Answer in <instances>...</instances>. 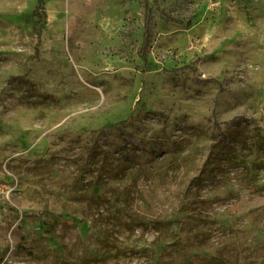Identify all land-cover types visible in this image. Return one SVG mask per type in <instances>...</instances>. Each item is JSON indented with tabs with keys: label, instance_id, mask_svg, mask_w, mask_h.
<instances>
[{
	"label": "rangeland",
	"instance_id": "obj_1",
	"mask_svg": "<svg viewBox=\"0 0 264 264\" xmlns=\"http://www.w3.org/2000/svg\"><path fill=\"white\" fill-rule=\"evenodd\" d=\"M37 1L0 0V264H264V0H45L36 60Z\"/></svg>",
	"mask_w": 264,
	"mask_h": 264
},
{
	"label": "trees",
	"instance_id": "obj_2",
	"mask_svg": "<svg viewBox=\"0 0 264 264\" xmlns=\"http://www.w3.org/2000/svg\"><path fill=\"white\" fill-rule=\"evenodd\" d=\"M149 1L150 0H145V6H146L145 8L146 9L148 8V2ZM44 4H45V0H38L37 6L33 11V16L35 18V22L33 25V34L36 38V43L34 46V55L32 57H33V59H36V60L40 59V56H41L42 34H43L44 23L46 20V12L44 10ZM169 19L174 21V22L180 23V24L185 23L184 22L185 20L182 17L170 16ZM186 26L189 28L192 26L191 20H189L186 23ZM147 45H148V41L144 43L143 49L147 48ZM140 55L143 59H146V53L144 54L143 51H141ZM238 121L246 122L247 120L245 117H237V118L232 119V122H238Z\"/></svg>",
	"mask_w": 264,
	"mask_h": 264
}]
</instances>
